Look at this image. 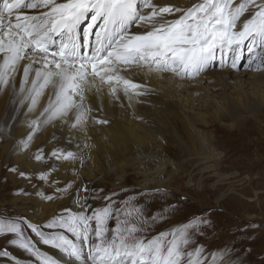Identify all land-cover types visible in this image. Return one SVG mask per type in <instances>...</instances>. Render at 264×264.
<instances>
[{
	"label": "snow or ice",
	"instance_id": "6c2138e0",
	"mask_svg": "<svg viewBox=\"0 0 264 264\" xmlns=\"http://www.w3.org/2000/svg\"><path fill=\"white\" fill-rule=\"evenodd\" d=\"M24 9L36 12L25 14ZM176 13H180L178 18L167 19ZM85 21L88 23L81 31ZM145 26L143 32L132 31ZM245 47L250 54L245 67L264 69V0H197L186 9L160 7L153 0H3L0 4V90L9 84L16 90L15 76L26 61L19 93L24 94L29 83L30 87L19 103L30 101L31 111L37 97L51 86L54 99L50 98L41 113L42 123L62 119L75 109L71 127L80 128L85 135L89 115L95 111L86 103L88 94L99 100L106 88L110 102L126 98L131 106L133 99L148 91L144 84L125 76V71L135 67L148 74L170 72L180 78H195L218 54L222 66L237 69ZM92 119L95 124L109 123ZM40 124L36 120L29 125L31 132L20 142L23 150L29 148ZM51 157L83 164L80 152L62 148L53 149ZM35 160L45 161L42 150ZM48 175L41 173L40 179L46 181ZM73 183L58 191L67 192ZM82 190L88 191L86 187ZM135 199L123 201V209L114 208L112 201L88 215L85 196L80 205L83 211L67 209L66 215L45 225L63 230L51 234L23 218L0 216V235H12L10 243L25 249L40 264L60 261L42 255L25 237L22 224L27 223L44 244L59 249L65 264H238L229 259L231 248L206 253L203 245L190 247L195 234L203 235L201 225L209 223L200 217L147 238L142 234L147 228L141 225L148 221L142 206L133 203ZM110 220L116 222L112 228ZM156 220L153 216L152 221Z\"/></svg>",
	"mask_w": 264,
	"mask_h": 264
},
{
	"label": "rangeland",
	"instance_id": "374dc122",
	"mask_svg": "<svg viewBox=\"0 0 264 264\" xmlns=\"http://www.w3.org/2000/svg\"><path fill=\"white\" fill-rule=\"evenodd\" d=\"M249 55L245 47L238 71L244 67ZM220 59V54H218L217 59L209 65L207 70L211 67L220 69L222 66ZM259 71L264 72V69ZM211 78L204 75L198 78L201 82H192L191 85L206 86L207 83L214 82V78ZM133 82L161 89L169 94L161 87L164 82L162 77L139 72ZM228 85L233 86L234 81ZM238 88L233 87L232 90L235 91ZM25 89H27L26 86ZM246 89L257 98L264 94V88L259 86L256 88L248 86ZM24 95L26 91L24 94L18 91L12 114L8 119L0 121V216L13 219L23 218L45 234H51L63 230L47 228L45 225L55 217L66 215L65 210L67 209L74 213L83 211L80 205L84 204L87 192L90 193L87 196V203L90 206L87 211L88 215H91L95 209L104 208L112 201L115 202L114 208L123 209L125 206L122 202L129 197H135L133 203L142 206L144 217L148 221L147 225H141L147 228V231L142 233L147 238L200 217L209 223L201 225L203 235H194L195 242L190 245L191 248L203 245L206 253H211L228 247L233 250L229 259L237 261L238 264H264V100L252 105L249 103L229 117L217 113L211 102L205 101L201 109H194V112L204 113V119L194 125L193 135L195 133L199 139L193 141V147L190 149L192 153L197 154V159L200 160L196 163L191 162L174 143L164 139L162 149L165 169L161 174L167 173V176L162 178L169 179L171 187L162 186L137 191L138 183L133 181V176L127 175L122 186L105 183L87 192L82 190L85 186L74 188L72 184L69 190L79 192L78 197H72L68 193L69 190L67 192L50 191L48 186L51 185L52 177L49 175L46 181L39 177L42 183L33 180L35 178L13 179L18 175L21 176L23 169L6 156L7 147L4 145L8 134L14 130L16 124L21 122L23 117L29 116L32 111H29L28 107L30 101L26 105L19 103ZM194 95V98H197L204 94L198 92ZM219 101L222 103L223 100L219 99ZM117 102L115 106L121 114L129 116L145 114L142 109L131 111L134 105L140 106L141 102L137 99L131 102V106L126 98ZM44 105V100L39 98L32 109H35L37 114L41 112ZM134 119L139 121L138 117ZM33 120L25 121V125L29 126ZM209 150L216 156L214 159L205 157L206 154L203 152ZM173 179L176 181L173 182ZM38 193H43V195ZM124 193L127 194L123 197ZM48 196L52 199H46ZM32 197L40 199L46 207L52 204L60 206L53 212L52 217L35 224L30 219L32 204L27 200ZM107 197L111 200L106 199ZM62 199L63 203L59 204ZM153 216L157 217L156 221H152ZM115 223V220H110L109 228L114 227ZM22 227L25 237L35 248L39 249L42 255L60 261V264H65L66 258L59 249L44 244L27 223L22 224ZM65 235L70 239H75L71 233L65 232ZM13 238L10 234L0 235V253H8L6 256L0 254V264H40L36 257L25 249L10 243Z\"/></svg>",
	"mask_w": 264,
	"mask_h": 264
},
{
	"label": "bare ground",
	"instance_id": "6f19581e",
	"mask_svg": "<svg viewBox=\"0 0 264 264\" xmlns=\"http://www.w3.org/2000/svg\"><path fill=\"white\" fill-rule=\"evenodd\" d=\"M2 2L3 0H0V4ZM153 2L160 7L172 5L186 9L197 3V0H153ZM23 11L25 14H35L36 12V10L31 9H24ZM179 15L180 13H176L174 16H167V19L178 18ZM244 18L242 17V20ZM87 23L88 21H85L83 25L85 26ZM146 27H133L132 31L143 32ZM23 63H26V61L22 62V65ZM22 65L15 76L16 90H13L11 84L0 90V121L8 119L16 105L15 100L19 91V83L23 78ZM245 65H247V62ZM245 65L241 71L232 69L227 65H225L226 67L221 66L220 69L211 67L193 80L191 78H180L170 72L151 73L162 77L164 82L161 87L166 89L169 94L164 93L161 89L146 86L148 89L146 94L135 98L141 102L140 106L134 105L131 108L133 112L142 109L145 114L141 115L121 114L115 106V103L118 102H110L109 97L106 95V88L100 94L101 99L99 100L95 94L90 93L86 103L91 105L95 111L89 115L86 125L87 135L80 128L71 127L75 118V109L62 119H56L47 124L42 123L44 117L41 113L48 106L50 98L54 99L51 86H49L43 91V94L37 97V100L40 98L45 102L41 112L37 115L35 109H32L29 116L23 117L21 122L16 124L14 130L8 134L4 145L7 147L8 154L6 156L14 164L20 166L23 169L22 173L25 174L24 176L18 175L13 179L35 178L33 180L39 182L41 173H49L52 182L48 189L52 192L63 189L69 182H74V188L85 186L88 191L105 183L122 186L127 175L133 176V181L138 183L137 191L162 186L171 187L170 180L162 178L167 176V173L161 174L165 169V166H163L165 157L162 149L164 139L174 143L181 153L188 156L191 162H198L200 159H197V154L192 153L190 149L193 147V141L199 139L195 133L193 135L194 125L204 119V113L194 112V109L202 107L205 101L211 102L217 113L229 117L233 113L242 110L249 103L252 105L264 100V96H262L264 94L257 98L256 95H252L246 89L248 86L264 88V72L251 70ZM34 67H39V65H34ZM139 72L148 73L146 69L133 67L123 74L135 81V77ZM204 75L214 78V82L207 83L206 86L202 84L199 86L191 85L192 82H201L198 78ZM232 81H234V85L229 86L228 83ZM26 87L29 88L30 83ZM233 87L239 88L233 91ZM198 92L204 95L194 98V94ZM219 99L223 100L222 103ZM26 103L28 101H25L23 105H26ZM92 117L101 120L106 119L109 123L95 124ZM134 117H138L139 121L135 120ZM29 119L39 120L41 124L33 135L29 148L23 150L20 142L26 139L31 132V128L25 125ZM85 144L88 146L84 147ZM77 145H79V148ZM55 148L80 152L83 157V164L80 160L72 163L55 160L51 157V152ZM40 150H42L45 157L44 162L35 160V155ZM203 153L206 154V158L214 159L216 157L210 150ZM53 167H55V170H52ZM174 179L173 182L177 180ZM187 183L192 184L191 182ZM69 191L70 196H79L78 191L73 189ZM127 193L122 196L124 197ZM89 195L90 193L87 192L86 196ZM27 200L32 204L30 219L35 224L38 221L44 222L46 218L52 217L53 212L60 206L52 204L46 207V204L41 203L37 197L27 198ZM61 201H59V204L63 203L64 200Z\"/></svg>",
	"mask_w": 264,
	"mask_h": 264
}]
</instances>
